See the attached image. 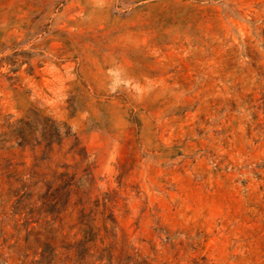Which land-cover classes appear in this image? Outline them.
Instances as JSON below:
<instances>
[{"label": "rangeland", "instance_id": "374dc122", "mask_svg": "<svg viewBox=\"0 0 264 264\" xmlns=\"http://www.w3.org/2000/svg\"><path fill=\"white\" fill-rule=\"evenodd\" d=\"M0 264H264V0H0Z\"/></svg>", "mask_w": 264, "mask_h": 264}]
</instances>
